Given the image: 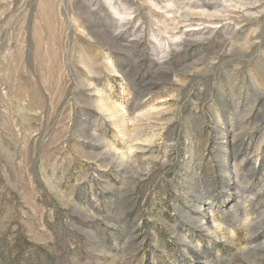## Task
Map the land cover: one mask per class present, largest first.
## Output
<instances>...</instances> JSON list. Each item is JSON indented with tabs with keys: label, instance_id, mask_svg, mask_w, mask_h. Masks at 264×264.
Masks as SVG:
<instances>
[{
	"label": "rangeland",
	"instance_id": "obj_1",
	"mask_svg": "<svg viewBox=\"0 0 264 264\" xmlns=\"http://www.w3.org/2000/svg\"><path fill=\"white\" fill-rule=\"evenodd\" d=\"M0 264H264V0H0Z\"/></svg>",
	"mask_w": 264,
	"mask_h": 264
}]
</instances>
